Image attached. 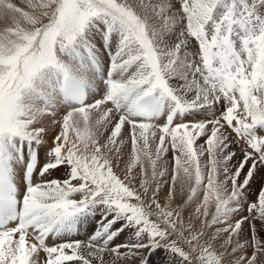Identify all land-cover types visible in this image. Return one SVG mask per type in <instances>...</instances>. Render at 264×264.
<instances>
[{
	"label": "snow or ice",
	"instance_id": "6c2138e0",
	"mask_svg": "<svg viewBox=\"0 0 264 264\" xmlns=\"http://www.w3.org/2000/svg\"><path fill=\"white\" fill-rule=\"evenodd\" d=\"M23 3L0 0V264H264V0Z\"/></svg>",
	"mask_w": 264,
	"mask_h": 264
},
{
	"label": "rangeland",
	"instance_id": "374dc122",
	"mask_svg": "<svg viewBox=\"0 0 264 264\" xmlns=\"http://www.w3.org/2000/svg\"><path fill=\"white\" fill-rule=\"evenodd\" d=\"M13 2L14 3H17L18 5H20L17 0H13ZM8 26H10V19L8 21H4L3 19H0V28H5V27H8ZM58 119H59V117H58ZM125 140H126V143L122 146V151L125 152V153H127L128 150H129V145L127 143V137H126V135H125ZM168 158L171 161V153L168 154ZM124 159H127V156H125ZM171 168H172V165L170 164L169 165V176L167 177V179L169 180V183H171V180H170ZM56 175H61V173H56ZM259 187H260L259 184H254L252 186L251 191H250V194H249V197H248L249 199H255V196H256L257 191L259 190ZM163 191L164 192H167L168 191V185L167 184L164 186ZM212 211H214V208H211L210 209V213ZM93 219L94 218L86 219V220L82 221V224H84L86 227H89L90 225H93ZM209 219H210V216H209ZM94 220H96V219H94ZM82 234H84V231H83ZM120 239H123V234L121 235Z\"/></svg>",
	"mask_w": 264,
	"mask_h": 264
},
{
	"label": "bare ground",
	"instance_id": "6f19581e",
	"mask_svg": "<svg viewBox=\"0 0 264 264\" xmlns=\"http://www.w3.org/2000/svg\"><path fill=\"white\" fill-rule=\"evenodd\" d=\"M18 2H19V6H22V7H26V5L23 3V0H17ZM37 2H38V0H37ZM11 23H12V21H11V19H10V26H11ZM1 30H3V28H0ZM54 133H50L49 134V138H48V143L49 144H51V136L53 135ZM85 225L84 224H82L81 223V227H84ZM87 228L88 227H84L83 229H84V234H82L83 233V231H80L79 232V235L81 236V237H83L85 234H86V230H87Z\"/></svg>",
	"mask_w": 264,
	"mask_h": 264
}]
</instances>
